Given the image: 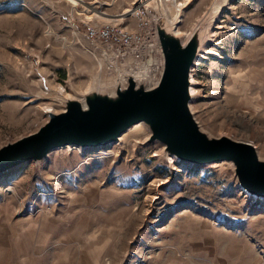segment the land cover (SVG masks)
Returning a JSON list of instances; mask_svg holds the SVG:
<instances>
[{"label": "rangeland", "instance_id": "obj_1", "mask_svg": "<svg viewBox=\"0 0 264 264\" xmlns=\"http://www.w3.org/2000/svg\"><path fill=\"white\" fill-rule=\"evenodd\" d=\"M141 1L0 0V145L35 131L55 90H83L107 70L113 59L83 22L122 18ZM177 1V32L188 35L219 0ZM225 3L193 68L191 107L209 132L264 156V0ZM140 131L0 176V264H264V202L224 165L168 164Z\"/></svg>", "mask_w": 264, "mask_h": 264}, {"label": "water", "instance_id": "obj_2", "mask_svg": "<svg viewBox=\"0 0 264 264\" xmlns=\"http://www.w3.org/2000/svg\"><path fill=\"white\" fill-rule=\"evenodd\" d=\"M141 3L151 33L140 47L111 60L83 90H55V108L42 110L37 129L0 145V176L30 163L40 167L57 151L120 145L124 135L141 130L140 144L157 145V157L168 164L172 159L194 168L224 165L240 191L264 202V156L252 142L209 132L191 107L193 68L211 43L225 0L213 3L188 35L176 32L185 5L170 15L163 0Z\"/></svg>", "mask_w": 264, "mask_h": 264}, {"label": "built area", "instance_id": "obj_3", "mask_svg": "<svg viewBox=\"0 0 264 264\" xmlns=\"http://www.w3.org/2000/svg\"><path fill=\"white\" fill-rule=\"evenodd\" d=\"M125 18L133 19L137 29L117 21L91 19L83 22L85 35L89 40L102 45L103 55L112 59L135 52L151 33V23L143 4L131 7Z\"/></svg>", "mask_w": 264, "mask_h": 264}, {"label": "bare ground", "instance_id": "obj_4", "mask_svg": "<svg viewBox=\"0 0 264 264\" xmlns=\"http://www.w3.org/2000/svg\"><path fill=\"white\" fill-rule=\"evenodd\" d=\"M165 1H168L171 5H173L174 7H175V9H176V11L178 10V9H180V7H182L183 6V3H181L180 1L178 2L177 0H165ZM130 10H126L124 13H123V17L122 18H118V19H115V18H107V19H105V20H109V21H120V20H122V19H124V17H125V15H126V13H128ZM97 15V14H96ZM95 16V15H94ZM96 17H98V16H96ZM176 32H177V30H176ZM178 33V32H177ZM206 48V47H205ZM204 48V49H205ZM205 51V50H204ZM203 54V53H202ZM202 57V56H201ZM200 60V59H199ZM194 85H195V81H194ZM58 91H61V90H58ZM192 91H193V88H192ZM62 92V91H61ZM193 94H194V91H193ZM68 95V94H67ZM195 95V94H194ZM45 109H47V108H45Z\"/></svg>", "mask_w": 264, "mask_h": 264}, {"label": "crops", "instance_id": "obj_5", "mask_svg": "<svg viewBox=\"0 0 264 264\" xmlns=\"http://www.w3.org/2000/svg\"><path fill=\"white\" fill-rule=\"evenodd\" d=\"M205 50V49H204ZM199 61V60H198ZM198 61H197V64H198ZM174 162V161H173Z\"/></svg>", "mask_w": 264, "mask_h": 264}]
</instances>
